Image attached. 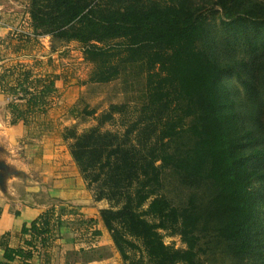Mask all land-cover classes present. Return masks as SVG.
Returning a JSON list of instances; mask_svg holds the SVG:
<instances>
[{"label": "trees", "instance_id": "trees-1", "mask_svg": "<svg viewBox=\"0 0 264 264\" xmlns=\"http://www.w3.org/2000/svg\"><path fill=\"white\" fill-rule=\"evenodd\" d=\"M217 4L232 30L257 53L264 18L244 0ZM30 17L36 37L81 44L94 67L89 84H109L129 64L147 70V103L121 123V131H102L116 123V114H125V107L112 105L98 117L97 127L79 133L74 126L63 134L96 198L110 203L101 220L123 264L141 262L132 261L130 251H142L150 264H202L201 243L211 235L227 243L236 258L250 255L257 223L251 187L264 180L252 155L264 159V151L249 155L247 146L257 137L240 125L223 83L225 67L199 46L205 19L186 0H31ZM166 170L192 190L186 204L175 206L163 194ZM69 211L52 208L25 225L22 234L31 239L24 249L6 248V260L36 264L32 259L39 256L48 261L43 250ZM162 232L178 235L186 247L167 245Z\"/></svg>", "mask_w": 264, "mask_h": 264}, {"label": "crops", "instance_id": "crops-1", "mask_svg": "<svg viewBox=\"0 0 264 264\" xmlns=\"http://www.w3.org/2000/svg\"><path fill=\"white\" fill-rule=\"evenodd\" d=\"M30 2L0 0L1 161L13 171L0 185V264H22L19 257L8 262L5 249H24L31 237L22 228L62 207L70 213L43 250L48 261L39 256L32 261L123 264L101 220L110 203L96 198L63 138L77 124L69 113L90 85L91 64L78 42L56 43L33 34Z\"/></svg>", "mask_w": 264, "mask_h": 264}, {"label": "rangeland", "instance_id": "rangeland-1", "mask_svg": "<svg viewBox=\"0 0 264 264\" xmlns=\"http://www.w3.org/2000/svg\"><path fill=\"white\" fill-rule=\"evenodd\" d=\"M186 1L198 16L205 19L206 34L199 46L225 67L223 83L235 102L242 129L251 131L252 137H257L255 142L247 146L249 155L256 149L264 151V41L259 43L257 53H251L250 46L232 30L217 0ZM244 5L254 8L258 17L264 18V0H244ZM93 69L91 65V73ZM146 79L144 64L137 63L127 65L120 77L109 84H90L69 113L77 121V129L89 131L97 127L98 117L108 113L112 105H117L125 107V114H116V123L106 124L102 131H121V123L132 119L136 111L147 103ZM93 110L96 116H89L88 112ZM3 152L0 147V161ZM252 160L264 174V159L252 155ZM5 172L13 171L8 168ZM163 181L162 192L175 206L188 202L192 190L181 184L176 173L166 170ZM251 190L257 203V223L251 233L254 251L244 259L236 258L227 243L211 235L201 243L204 249L202 264H264V180L256 179ZM200 197L206 199L202 194ZM162 233L167 245L176 249L186 247L178 235ZM130 257L136 263L141 261L139 264H150L142 251H130Z\"/></svg>", "mask_w": 264, "mask_h": 264}, {"label": "water", "instance_id": "water-1", "mask_svg": "<svg viewBox=\"0 0 264 264\" xmlns=\"http://www.w3.org/2000/svg\"><path fill=\"white\" fill-rule=\"evenodd\" d=\"M7 167L5 166V164L0 161V185H2L3 180H4V176L10 174V172H5V170L7 171Z\"/></svg>", "mask_w": 264, "mask_h": 264}, {"label": "built area", "instance_id": "built-area-1", "mask_svg": "<svg viewBox=\"0 0 264 264\" xmlns=\"http://www.w3.org/2000/svg\"><path fill=\"white\" fill-rule=\"evenodd\" d=\"M3 27V22H2V14H1V9H0V30Z\"/></svg>", "mask_w": 264, "mask_h": 264}]
</instances>
